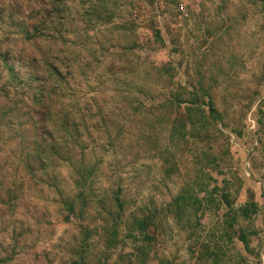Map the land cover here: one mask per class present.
<instances>
[{
    "label": "rangeland",
    "instance_id": "obj_1",
    "mask_svg": "<svg viewBox=\"0 0 264 264\" xmlns=\"http://www.w3.org/2000/svg\"><path fill=\"white\" fill-rule=\"evenodd\" d=\"M0 264H264V0H0Z\"/></svg>",
    "mask_w": 264,
    "mask_h": 264
},
{
    "label": "trees",
    "instance_id": "obj_2",
    "mask_svg": "<svg viewBox=\"0 0 264 264\" xmlns=\"http://www.w3.org/2000/svg\"><path fill=\"white\" fill-rule=\"evenodd\" d=\"M69 124H68V122H65L64 123V126H62L61 125V129L63 130V132L67 135V134H69L70 133V130H69ZM75 130H76V128H75ZM75 132V131H74ZM51 132H50V130H48V136H50V138H52V134H50ZM77 133H78V131H77ZM74 136V135H73ZM75 137L77 138L78 137V134H75ZM74 140V142H76L77 141V139H73ZM84 179V182L83 183H85L86 182V180L87 179H85V178H83Z\"/></svg>",
    "mask_w": 264,
    "mask_h": 264
}]
</instances>
